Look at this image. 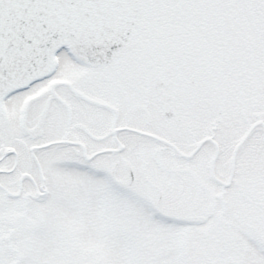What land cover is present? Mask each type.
I'll return each mask as SVG.
<instances>
[{"label":"snow or ice","instance_id":"1","mask_svg":"<svg viewBox=\"0 0 264 264\" xmlns=\"http://www.w3.org/2000/svg\"><path fill=\"white\" fill-rule=\"evenodd\" d=\"M0 264H264V0H0Z\"/></svg>","mask_w":264,"mask_h":264}]
</instances>
